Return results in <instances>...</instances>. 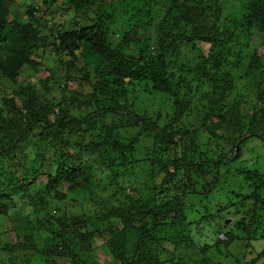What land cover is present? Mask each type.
<instances>
[{"label": "trees", "instance_id": "16d2710c", "mask_svg": "<svg viewBox=\"0 0 264 264\" xmlns=\"http://www.w3.org/2000/svg\"><path fill=\"white\" fill-rule=\"evenodd\" d=\"M7 1L9 5L0 0V75L10 80H15L28 69L32 52L43 43L42 32H60L57 24L49 27L51 23L45 16L46 10L54 13L57 2H60L81 17H86L89 12L96 15L90 25L85 24L79 31L63 30L57 37L59 46L55 51L57 54L64 52L69 59H74L85 44L91 47L89 53L92 56L100 57L96 66L99 82L94 85L92 100L97 108L104 107H99L101 113L94 109L85 117L74 116L66 110L63 101L41 104L35 99L33 89L28 88L25 113L12 100H9V109L14 116L4 118L0 112V135L4 137L0 140V217L9 219L7 204H12L10 201L17 192H24L34 218V221L30 218L8 221L14 241L0 245V264H86V257L93 254L96 241H101L99 249L107 254L111 264H162L161 256H174L179 250L191 249L192 243L186 239L190 232L186 214L194 208L187 205L186 198L195 197L199 192L210 196L220 183V169L231 163L223 155L214 162L207 161L203 155L198 159L191 157L192 151L198 150L194 145L196 138L190 136L194 130L173 129V125L190 109L189 101L182 102L180 90L189 85L188 81L179 74L181 66L180 71L173 72V60L180 43H211L209 54L201 56L202 63L196 66L199 78H207L210 85V92H205L203 98L206 103L202 106L209 112L202 116V128L208 129L206 122L210 117L217 118V123H210L209 131L213 133L215 142L227 140L234 145L233 160L237 161L245 138L242 135L240 138V133L247 130L249 134H256L264 122V63L259 52L248 50L247 41L240 43L241 40L233 38L239 28L241 37L261 34V46L264 47V0H240L239 10L232 18L222 17L224 8H221V0H120L116 7L121 8V14H128L127 20L131 24L111 49L105 38L108 28L103 25L104 18H114L115 11L110 7L113 4L108 0H43L41 5L36 3L34 7L27 8L22 16L17 9L10 10V5L17 1ZM32 3L33 0H28V4ZM154 13L162 15L159 23L152 16ZM210 19L212 22L209 24ZM138 31L143 32L142 37H136ZM241 78L256 82L260 100V108L247 123L243 122L245 115L240 113L243 102L232 100L235 83ZM138 84H142L143 90L152 89L172 98L174 110L165 125L152 123L149 119L152 116L138 115L129 102L114 101V95L118 93L121 96L126 90H135ZM99 94L105 103L99 102ZM53 104L57 105V112ZM223 108H226L224 113L221 112ZM108 116L111 119L106 124L104 120ZM227 125L231 128L229 134L225 131ZM134 127L158 133L156 139L160 147L152 152L147 148L148 160L136 157L138 149L130 138ZM174 137L189 139L190 146L188 144L182 156L173 163L174 173L169 169L164 172L147 171L148 194L133 197L135 194H128L115 185L124 200L116 208L108 207L107 214L101 211L89 217L62 214L56 219L44 215L49 201L63 203L75 198L77 205L88 203L95 197H105L103 181L95 174L100 171L97 169L108 171L112 184V178H129L135 165H148L149 169V161L153 159L158 165L164 163L161 154L168 151ZM25 148L33 153L41 152L39 167H42L43 159L50 161L47 171L43 172L45 180L37 194V203L25 183L30 176L32 180L37 178L40 171H34L33 161L23 153ZM198 160L204 163L207 171L199 175L204 177L203 182L191 176V165ZM53 166L54 174H51ZM10 168L18 171L12 172ZM239 176H243L241 179L249 187H255L253 194L240 202L229 200L224 208L220 206L216 211L205 208L208 212L206 218L213 222L216 218L220 220L221 214L230 213L231 207L237 210L250 202L251 208L245 216H251L236 220L233 226L247 230L254 225L259 211L264 210V182H260L262 176L255 168H246ZM199 183L201 190H196ZM156 189H163L166 197L159 199L154 194ZM109 201L105 205H110ZM237 213L238 210L234 215ZM55 227L59 230H54ZM44 230L49 232L47 242L35 245L34 241ZM217 233L227 235L222 228ZM231 240L226 238L225 242L203 245L204 259L210 247L219 250L221 244L228 245ZM167 245L173 247V252L165 255ZM23 255L25 258L22 259L20 256ZM37 257V261L32 260ZM262 257L260 254L248 264H257ZM183 259L184 256L180 261ZM202 262L211 263L208 258Z\"/></svg>", "mask_w": 264, "mask_h": 264}, {"label": "rangeland", "instance_id": "374dc122", "mask_svg": "<svg viewBox=\"0 0 264 264\" xmlns=\"http://www.w3.org/2000/svg\"><path fill=\"white\" fill-rule=\"evenodd\" d=\"M15 1H17L16 4L10 5V10L14 11L17 9L22 16V13H24L27 8H30L31 6L34 7L36 3L41 5L43 0H33L32 4H28V0ZM119 1L120 0L107 1L108 3L113 4L110 7L115 13L113 19L104 18L103 22V25H107L108 28L105 38L110 49L116 44L120 35L128 30V25L131 24L127 20L128 14H121V8L116 7ZM129 1L130 0H128V2ZM203 1L205 2L208 0ZM221 2L223 4L221 5V8H224L221 13L222 17L232 18V15L238 12L239 9L237 8L241 1L221 0ZM5 4L9 5L7 0H5ZM120 5L122 4L120 3ZM125 9L127 8L125 7ZM51 11H45V16L51 23L49 27L51 28L53 23L57 24L61 28L60 32H52V34H50L49 31L42 32L41 40L43 43L40 44L38 50L32 52L29 59L30 65L26 71H23L21 76L17 77L15 80H10L0 75V112L4 118L14 116L9 109V100H12L20 111L28 109V105L25 103L27 95L26 90L28 88L33 89L35 99L41 104L50 103V101H53L54 104H58L63 101L66 110L74 116L85 117L90 110L92 111L94 109L101 113L99 107H104L101 105L97 108L95 101L92 100L94 85L99 82L96 66L101 60L100 57L92 56L89 53L91 47L85 44L81 46V50L76 53L74 59H69L64 52L57 54L55 51V47L59 46L57 37L63 32V30L79 31L85 24L90 25L97 18L96 15L89 12L86 17H81L78 13L73 12L70 7L61 4L60 2H57L54 13ZM50 13L54 16L52 17ZM152 16L155 17L156 22L159 23L162 15H156L154 13ZM211 22L212 19L209 20V24ZM230 30H234V28H231ZM240 30L241 29L239 28L233 40H241L240 43H242V40L247 41L248 50L252 53L259 52V54L262 55V63H264V47L261 46V34L252 33L250 37L246 38L241 37ZM142 36L143 32L138 31L136 37L139 38ZM210 49L211 43L197 41L191 44L180 43V45H178L175 60H173L174 64L172 70L173 72L180 71L179 67H182V70L180 71L181 73L179 74L186 78L189 84L187 87L180 89L183 96L182 102L189 101L190 109L173 125V129L184 128L194 130L190 136L196 138V144L194 145L197 146L198 150L192 151L191 157L194 156L198 159L203 155L207 157V161L214 162L223 155V158L229 161L231 165H227L220 169V183L216 185L210 196H203V193L199 192L195 197H190L189 199L188 197L186 198L187 205L194 208L186 214V222L190 226L189 236H187L186 239H189V242L192 243L190 246L191 249L179 250V252H175L174 256H161L159 260L162 264H203L202 260L208 258L211 261L210 264H248L251 263V260L255 259L256 256L262 254L263 257L257 264H264V210L259 211L258 218H255V221L253 222L254 225H252L251 229L248 228L247 230H243L242 228H239L238 230L233 226L236 220H239L242 217L246 219L251 216H245V212L251 208L250 202L245 204L244 208H238V213L236 215L234 214L237 210L231 207L229 209L230 213H222L220 220L219 218H216L213 222L206 218L208 212L205 211V208H212L213 211H216L220 206L224 208V206L227 205L226 202H229V200H231L232 203H236L243 200L246 196L253 194L255 187H249L245 180L241 179V177L243 178V176H239L241 171H244L246 168L249 170L255 168L262 176L259 178V180H261L260 182H264V122L259 126L260 128H257L256 134H249L247 130L240 133L239 137L241 138L242 135L245 138L241 144L237 161L233 160L235 155V152H232L234 145L227 140L220 141L219 143L215 142L213 133L209 131L210 123H217L219 121L217 118L210 117L206 122V126H209L208 129L202 128V116L209 112L205 106H202V104L206 103V100H203V98L206 96L204 95L205 92H210V85L208 83L209 81L206 80L207 78H199L200 75L199 73H196V66L202 63L201 56L206 57L209 54ZM124 51L130 53L129 49H125ZM135 53H137V51ZM70 63H72L73 66H70ZM127 81L128 79H125V82ZM141 85L142 84H138L135 90L132 89V91L126 90L125 92H122L121 96L117 93V95H114V98H116L114 101L119 103L129 102L133 105V108L138 115L142 114V116L147 117L148 115L152 116L149 118L152 123L160 126L165 125V123L170 120L172 111L174 110L172 98L164 94L156 93L152 91V89L148 91L143 90ZM235 85L236 89L232 95V100L236 103L243 102V110L240 113L241 116L245 115V120H243V122L247 123L252 114L260 108V100L257 96V85L253 79L243 78L239 79ZM98 98L99 102H104L100 94L98 95ZM54 107V111L57 112V105H54ZM221 112H226V108H223ZM110 119L111 117H106L104 120L105 123L108 124ZM226 119L227 118H224V120ZM246 126L247 125H245V127ZM228 127L229 126L227 125L225 131L229 134L231 128ZM147 131L140 127H134L130 131V138L135 142L136 148L138 149L136 157L139 160L149 159L147 148L149 149L148 152H152L153 149L160 147L158 140L156 139L158 133ZM3 139V135H0V140ZM188 140L174 137L172 143L169 144L168 151H164L161 154L164 163L158 165L157 163H154L153 159L149 161V169H147L148 165H135V169L131 172L129 178H123L121 176L112 178V184L109 179L111 178L110 173L108 171L97 169L100 171H96L95 174L99 180L102 179L103 181L102 187L106 190L105 197H95V199L88 201V203L77 205L74 203L75 198H73L74 200L70 199L63 203L49 201L44 215L56 219L62 214L85 215L86 217L94 216L98 211L103 213L106 212L107 214L108 207L113 206L116 208L124 200L122 195L117 191L115 185L120 186L122 190L125 189L124 191L128 194H135L133 197L136 195L141 196L148 194L150 183L147 179V171L156 170V172H164L165 169H169L171 173H174L172 169L173 163L177 158L182 156V151L189 144ZM236 150L237 145H235V151ZM23 153L28 155L29 159L33 161L34 171H40L37 178L32 180V177L30 176L29 179H26L25 183L26 186L28 185L27 189L30 194H33L36 197L35 203H37V194L43 187L45 180L43 172L47 171L50 161H45V159H43L42 167H39V164L41 163L40 158L43 156L41 155V152L33 153L29 148H25ZM49 156L48 153L47 157ZM211 162L208 164L210 165ZM191 167L192 178L195 180L201 179L200 182H203L204 177H199V175L203 171L207 173L204 168V163H201V161L198 160L197 162H194ZM202 167L204 169H202ZM10 169L15 173L18 171V169L14 168ZM54 169L55 166L52 167L51 174H54ZM144 185L145 187H143ZM139 188L141 190H139ZM197 189L201 190L200 183L196 185V190ZM154 194L159 199L166 197L163 193V189H156ZM78 201H81V199H78ZM108 201L109 203L111 202V204L105 205ZM10 202H12V204H7V208H9V214L7 217L9 219L7 220L2 216L0 217V245L6 244L9 240L14 241V234L10 229V223L8 221H16L18 218H30V220L34 221L33 216H31V209L27 206L28 198L24 192H17ZM229 211L225 210V212ZM225 221H227L226 226L224 225ZM248 222L249 221L246 220V223ZM51 224H53V222ZM220 228L224 229L228 236L217 233ZM54 230H59V228L55 227ZM48 235V231H40L39 238L34 241V244L40 246L42 243L47 242ZM222 236H224V240L221 239ZM226 238L228 241L230 238L232 239L228 245H225V243L221 244L219 250L216 249V247H210V250L206 251V258L204 259V254L201 251L203 245H211L214 242L217 243V241L225 242ZM100 244L101 241H96V245L92 248L93 254L86 257V264H111L110 261H108L109 258L107 257V254L99 249ZM167 250L168 251L165 255H168L169 253L171 254L173 252V247L167 245ZM183 256V261H180ZM20 257L22 259L25 258L24 255ZM37 259L38 257L32 260L37 261ZM79 264L82 263L80 262Z\"/></svg>", "mask_w": 264, "mask_h": 264}, {"label": "built area", "instance_id": "2783aa9c", "mask_svg": "<svg viewBox=\"0 0 264 264\" xmlns=\"http://www.w3.org/2000/svg\"><path fill=\"white\" fill-rule=\"evenodd\" d=\"M223 238H224V237L222 236V238H221V239H222V240H224Z\"/></svg>", "mask_w": 264, "mask_h": 264}, {"label": "water", "instance_id": "95a60500", "mask_svg": "<svg viewBox=\"0 0 264 264\" xmlns=\"http://www.w3.org/2000/svg\"><path fill=\"white\" fill-rule=\"evenodd\" d=\"M225 224H227V221H225Z\"/></svg>", "mask_w": 264, "mask_h": 264}]
</instances>
